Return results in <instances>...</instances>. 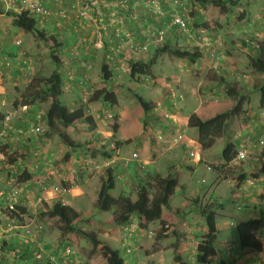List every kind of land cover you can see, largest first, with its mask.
Masks as SVG:
<instances>
[{"label": "crops", "instance_id": "crops-1", "mask_svg": "<svg viewBox=\"0 0 264 264\" xmlns=\"http://www.w3.org/2000/svg\"><path fill=\"white\" fill-rule=\"evenodd\" d=\"M105 1L107 0H99V8L107 18H110V12L104 10V8L102 7V5H105ZM238 1L240 3V0ZM15 2L18 3L17 0H0V24L6 30L1 40L2 42H0V115L4 116V119L0 121V207H3L4 200L9 194L10 190L16 189L18 191V194L15 197L16 205L24 209V215L22 214L24 217L18 218L16 222L15 220H8L7 217L3 215V213L2 215H0V238L2 239L3 247V253L0 256V264H45L47 261L45 262L44 259H46L47 256L46 258L43 257V259L41 260H36L33 257V251H35V248L40 249L42 253L44 252L43 248L47 250L50 245V241L53 239V231L50 230L51 228L46 227V224H48L47 221L51 219L43 218L42 222H40V219L36 218V215L38 213V203L36 200L39 197L43 196V199L45 201L44 203L46 204L52 205L53 203L57 202L53 201V199L57 196H55L51 192L52 187L55 185L53 182H56L57 179V177L53 175V166L51 163L52 161L50 160L51 157H53V136L45 138L39 136L40 134L34 135L28 132L31 126H44V122L42 121L40 114L43 115L45 113L49 103H44L43 105H38V103H36L30 106H22L18 101H16L18 97L16 98V96L13 94V86L7 82L10 78L19 79L21 70L16 66H13L12 68L4 67V56L2 55V53L10 52L9 54L13 57L14 61L17 59L21 60L22 52L28 60L30 72L35 73L39 70V68L37 67V60H40V56L38 45L37 42H35L34 36L31 34L22 33L18 29L14 28L12 26V19L8 16V12H16V6L14 5ZM42 2L45 6L56 11L60 9H68L73 0H42ZM243 2L241 0V3ZM257 2L258 0H247L245 4L246 7L242 5L243 7L240 11L241 14L239 15V19L250 18L249 13L254 10V6L257 4ZM226 3L228 2L226 1ZM230 12L231 11L229 10L227 14L224 15L220 14L219 12L216 13L219 16V22L222 28L220 26L218 27L221 30H217V36H214L216 38L213 37V39L211 40L207 39L210 42L209 46L199 48L202 55L198 61H196L194 64H191L190 68L186 63H184L186 61H179V72L182 73L183 70L186 69L187 74L181 76L168 74L167 80L168 78L171 79L170 81H167L168 83H166L163 76H156L153 73V67L158 61L157 58L155 65L152 66L153 77H145L146 80L150 79V82L148 84L144 83L146 82L144 77H140L134 80L130 79L132 82L141 86L144 90H148V100H145L147 102L154 103V109L149 114H144L138 109V107L136 108L138 110V114L143 119L139 131L143 130L144 135L142 137L143 145L140 146L141 148L139 150H135L134 152H132V154L137 155V159H139V161L143 163V168H140L138 166L137 160H133L132 157H129L128 155L120 156L117 154L119 151L118 149L121 147V145L117 150L115 149L114 152L111 153V151L109 150L110 145L119 142L117 139L112 138L113 136L109 139L107 128L105 127L106 124H103V127H99L98 121L102 120L101 122H104V120L107 121V119L117 117V115H113L111 113V109L108 110L107 106L112 105L101 101L88 103L85 106L82 103L80 96L81 91L77 88V85L79 86L78 83H80L83 78H85L86 85L91 88V90L96 91L100 89H106L107 91L113 92L116 95L117 101V104L114 106H118V94L120 90L118 88L123 86L121 82L123 77H129V62L135 60L148 62L153 58V53H149V49L153 48L150 31L153 26H158L162 22V19L160 20L152 17L150 12L144 9V6H140L139 8H137L132 18L127 16L128 22L126 23V27L129 33L135 39V41H140L143 44L145 42L146 44L144 45H147L148 48V51L140 54L138 58L131 55H126L123 51L116 49V46L118 44L117 42L113 41V43L110 44L111 35L113 34L112 28H108L106 31L99 30L97 23L77 20L76 17L72 14L70 15L68 22L62 23L56 21L57 23L55 24L52 20L45 28L47 31L53 33V35L58 36L59 42L62 45L56 53L61 62L60 74L62 80H65V82L69 81L68 76L71 77V81L74 78V80L72 81L73 83L71 82L72 84L66 90L73 96L74 93H76L79 97L78 99H76V97L74 96L75 98L71 101V106L78 103V108H85L87 115L92 117L94 127L96 128L95 130H97V137H92L91 140H93L95 143H99L97 147L99 152L94 151L92 156L95 159L94 154L96 152L99 155L102 154L104 159L108 161L107 163H104L109 164L110 166L112 165V167L114 168V175L116 179L120 181L124 179L126 180L123 187L127 188L129 182H131L132 178H134L131 172H134L137 175L142 174V171L145 169L147 164H150L153 168V173H147V176H160L161 178H165L168 175L174 174L177 177L178 186L180 185L179 177L181 176L183 170H193L192 166L184 161L185 158L182 157L180 149L178 147H174L176 145L174 143L175 138L173 139V145L171 144L172 147L169 146L168 148H166V146L164 145L169 143V140L164 141V139L167 138L172 129L175 130L178 127L177 124L179 123L181 115V111H177L179 107H176L175 103L172 101V98L175 95L174 93L179 94V99H184V97H182L179 92L180 90H183V93L187 94L188 98H186L185 100L186 106H192L194 100L198 99L199 104L196 108H193V112H195L197 109L204 107L207 102L211 100H219V98L213 94L214 92H216V95H223L220 99L225 98V91H223L222 93V89L224 88V86L221 89H218L219 86H217V90H215L216 87L214 84H216V81L213 77H223L226 82L236 84L239 90L241 92L247 93L248 96L250 95V91L254 90V86L257 85V83H261L262 81H264V74H253L252 69L249 67V57L255 55L256 49L254 45H257V43L264 40L262 33L258 32L259 26L258 28H256L257 26L256 24H254L252 27L247 26L245 27V30H243L245 34H250V38H254V36H257V38L260 39H257L258 41L255 42L256 44L252 40H249L250 38H247L249 35H241L238 38L228 36L230 39L229 42L226 41L227 37H225V35H219V31L221 33L222 29L224 31L227 30L229 28L228 25L231 24V22L228 23L227 20ZM167 19H169L168 16ZM205 31L207 32V30ZM16 39L20 40L22 43L20 45H16ZM238 40H243L246 43H242V41L239 42ZM194 43L196 42L193 40L192 45ZM223 46L225 48H229L227 52L221 53L220 56H218L219 53L217 54V56H210L211 52L214 53L215 47L221 50ZM16 52L17 54H19L18 57H15ZM73 52L75 53V57H72ZM78 61H80V63L82 62L83 65L81 66ZM102 62H106L109 71L111 72V80L108 82H104L101 79L100 68ZM183 64H185V67H183ZM246 68L249 73L252 72L251 76L249 77L243 75V72ZM95 69H97V72H95ZM233 77L236 78L233 80ZM73 84L75 85L73 86ZM245 88H247V91L244 90ZM15 91H18V89L15 88ZM190 96L196 97L190 98ZM249 105L250 102H248L243 107L242 112L243 114L245 113L244 115L246 116L243 117V122L247 124L249 130L244 131L242 134L237 133L235 136H233L234 139H229L236 147V150H238L240 146L239 141L241 140V138H250V136H252L251 134H255L256 132L258 133L260 130H257V128L259 127L258 123L262 122L261 119H263L262 115L264 114V108L259 107V113H255V111L252 109L247 112L246 110ZM77 109L69 111H75ZM11 113L15 115L11 117L10 120H6V117ZM192 113H189L186 118L185 127L187 129H183V133L189 132L188 139L191 142L193 152H195L197 155L195 158H197V160L200 159V156L197 153V151L199 150L203 157L202 161H205L204 159H206V157L211 158L210 155L212 148L202 151L200 145L197 143V132L194 129H190L187 127L188 117ZM238 118L239 116L235 118V122H237ZM117 120L120 123V120ZM118 122H116V124L119 126ZM256 122L257 125L254 126V123ZM155 124H162L164 130H156V134H154L153 131L155 130ZM150 137H153L154 140H150ZM258 137L260 138L261 136L259 135ZM183 139L184 137L182 138V140ZM100 143H103L104 146ZM184 144L189 146L187 143H182L180 148ZM195 146H197V149ZM258 148H251L254 151H252L251 149L249 150V157L247 156V161L240 163V167L238 168V174L246 175V180L249 179V177L256 175V177L253 178V181L255 182L254 186L249 187L246 184H242L238 189L240 192L237 193L236 196L235 194H233V192L232 194L234 198L242 199L252 208L253 215L255 216L254 218H262L264 220V174L258 173L259 166L257 162H259L260 155L257 158L255 157V151ZM66 153H68V151H66ZM77 154H79V152L73 153L69 159L70 168L68 169L72 171L70 175L69 173L66 174L67 176H65V178L59 176V180H69L73 184L69 187L70 191L71 189L76 188L82 190L87 194L89 192L88 188L90 187V181H92L94 178H84L83 180L81 179L82 182H79L81 180L72 182L73 172L76 168L79 167V170L82 169L81 173L85 174L83 169L84 167H82L81 165L82 158L84 156L79 157L77 156ZM258 154L259 153H257V155ZM106 155H111V158L108 159ZM98 158L96 157V160ZM9 161H12L11 164L9 163ZM130 162H132V166L129 165ZM222 163L223 161L221 160L220 164ZM105 164L103 167H105ZM122 164H128L126 166L128 172L126 178L123 177L124 175H116L115 172L117 166L118 168L120 167L119 170L123 171V168H121ZM235 164L236 163H234L233 161L229 164V166L233 167V165ZM24 172L28 173L30 175V178L27 181L21 182L19 180V177H22ZM129 172L130 178L127 179L129 177ZM236 179H229L230 184L233 185V183L236 182ZM214 181H219L216 178V175ZM181 187L184 186L181 185ZM256 192L259 193L260 197H262L261 194H263V200H259L253 197ZM193 201L194 200H192V202ZM185 202L189 203L190 200L185 199ZM210 202L213 201H206V203ZM64 204L72 207L77 213H79V209L76 208L72 202L66 201ZM199 204H205V201H202V199L200 201L199 199ZM238 210H240V208H238ZM2 212L5 213V211ZM28 216L32 218V222L35 225L39 226L35 227L34 224L32 225L31 228L33 230V236L31 238V243L24 244L22 242L24 240V232L19 228L14 229L13 226H20L29 220L31 221V219L27 218ZM197 216H199V214L196 208H194L193 210L190 209L187 213H183L181 211V218L184 220V223L182 225L180 234L183 235L182 241H184L185 243V250L188 245H194L195 250L201 237L207 233L205 223L204 225H202L199 219H197ZM129 224V229L131 231H134L131 235L125 233L126 227L124 225H116L111 229H108V233L112 235H109L106 241L113 240L117 243L122 237L124 238V240H128L130 246L135 247L136 251V254L134 253L133 258L128 260L129 263H140L142 255H145L148 258H153V254L151 253L152 250L148 252L142 244L141 239L143 238L144 232H148L151 230H154V232L156 231L157 228L154 225L156 223L150 224L148 226V229L146 230L139 229L138 220L135 218H133L129 222ZM216 229L218 236L219 230L217 224ZM172 230L173 228H170V231ZM217 236L216 243L218 241ZM257 237L259 240H262L264 242V227L257 233ZM196 239H199V241H196ZM163 241L157 243L158 245L156 246V248H160L161 251H163L166 247L162 244ZM236 241L237 238L233 239L231 242H234V245L228 244L227 250L233 252L237 244ZM129 244L124 243L122 246L130 247L128 246ZM17 250L23 251L22 254H24L25 256L22 257L21 255L16 254L15 251ZM68 250H73L74 252H76V250L72 249V247H69ZM245 252L246 251H243L240 254H235L233 252L234 255L231 258L232 264L256 263V256L257 263L259 264L260 262V264H264V252L259 254L255 253L254 255L246 254V257L244 256V259L247 258V260L244 262V259L242 260L241 255H244ZM73 254L74 253H72V255ZM71 258L75 262H77V264H84L82 261L78 260V257L75 254ZM13 259H15L16 261H14ZM18 260L20 261L18 262ZM49 261H51V263L53 264L52 257ZM152 263L154 264V262L152 261L148 262V264ZM54 264L70 263H67L65 261L58 263L57 261H54Z\"/></svg>", "mask_w": 264, "mask_h": 264}, {"label": "rangeland", "instance_id": "rangeland-1", "mask_svg": "<svg viewBox=\"0 0 264 264\" xmlns=\"http://www.w3.org/2000/svg\"><path fill=\"white\" fill-rule=\"evenodd\" d=\"M184 1L187 3V7L190 11L189 15L187 16V26H188L190 35L193 36V38L191 39V38H188L187 36L178 35L175 29L167 30L163 35H160V32L165 29V25L169 23V19H167L166 11L162 9L161 14L150 13L151 16L154 17L155 19H160V20L162 19V22L158 26H153V28L150 31L153 48L149 49L150 51L149 53L150 54L153 53V56L156 53V51L158 49H161L163 45L165 44H167L170 48H179L182 50L193 51L195 48H197L196 43L192 45L193 40L195 41L197 35H200L206 40L207 39L211 40L213 39L214 36H217L216 35L218 32L217 30H221L218 28L221 24L219 22V16L218 14H216L218 12L217 9L209 5L206 6V8H204V6H200L194 0H184ZM243 1L245 0H242V2ZM246 1L241 3V0H240V3H239L238 0H231L232 4H229V10L231 12L227 20H228V23L231 22V24L228 25L229 28L227 30L224 31L222 29L221 33L219 31V35L220 34L225 35V37H227L226 41L228 42L230 41L228 36L238 38L241 35H245V36L249 35L247 37L249 39L250 34H245L243 30H245V27L247 26L252 27L254 24H256L257 26L256 28H258L259 26L258 32L262 33V36L264 37V0H258L257 4L254 6V10L251 13H249L250 18L239 19V15L241 14L240 11L242 7L243 6L246 7L245 5ZM14 5L17 8L18 3L15 2ZM123 16L125 17V22L127 23L128 22V18H126L127 15L124 14ZM201 22L206 23L208 25V29H204L201 26H199V28H196L194 26V24L201 25ZM0 27H1L0 42H2L1 40L6 30L3 28L1 24H0ZM205 30H207V32ZM46 33L47 35L52 34L49 31H46ZM77 35H80V34H77ZM257 39H258L257 36H254V38H250L249 40H252L255 43L258 40H260V39L258 40ZM238 41L239 42L242 41V43H246L243 40H238ZM209 43L210 42L208 41L207 42L208 46H209ZM37 45H38L40 60H37L38 61L37 67L39 68V70L38 72H35V73L30 72L29 63L24 53L21 52L22 54L21 60L17 59L14 61H13V57L9 54L10 52L2 53V55L4 56L3 63L5 59H8L10 60L9 68L16 66L21 70L19 79L10 78L7 81L10 85L13 86L12 87V89L14 90L13 94L16 96V98L18 97L16 100L18 102H19L20 94L25 89L26 85L28 84V82L30 81L32 77L34 76L48 77L56 69V65L50 59V54L47 51V49L44 47V45L39 42L37 43ZM228 49L229 48H225L224 46L221 48V50L215 47L214 56H217L218 53H219L218 56H220L221 53L227 52ZM18 56L19 54H17L16 52L15 57H18ZM157 60L158 61L156 65L153 67V73L156 76H160V77L163 76L166 83H168L167 81H170L171 79V78H168L167 80L168 74L175 75V76H181V75L187 74L186 69H184L182 73L179 72L180 70V66H179L180 60L179 59L170 57L167 54H164V55L162 54L160 55V57H158ZM23 61L26 62L25 65H23ZM184 63H186L189 68L191 67V64L189 62L186 61ZM183 67H185V64H183ZM97 69H95L96 70L95 72H97ZM251 74L252 72L249 73L247 71V68L243 72V75L247 77L251 76ZM235 78L236 77H233V80ZM145 81L146 82L144 83L148 84L150 82V79H147V80L145 79ZM121 82L123 86L118 88L120 89L119 94H118V100H119L118 106H107L108 110L111 109V113L113 115H117V117H112L110 119H107V121L104 120V122L106 123L101 122L102 120H99L98 125L99 127L101 126L103 127L104 126L103 124H106L105 127L107 128L109 139L110 137L113 136L112 138L117 139L118 142L121 144V147L118 149L119 150L117 153L118 155L120 156L128 155L129 157H131L132 152H134L135 150H139L141 148L140 146L143 145L142 137L144 135L143 130L139 131V129L141 128V123L143 122V119L140 117V115L138 114V110L136 109L137 105L134 99V94L141 96L142 98L148 100V97H147L148 90L147 91L144 90L141 86L132 82L130 78L127 76L123 77ZM263 82L264 81H262L261 84ZM65 84L66 82L64 80L60 101L63 103V105H65L68 108V110L77 109L79 104L77 103L76 105L71 106V101L75 97L76 99H78L79 96L76 93H74L75 97L72 94H70L66 90L69 87L67 88ZM258 84L260 83H257V85ZM74 85L75 84H73V86ZM214 85L216 87L215 90H217V86H218L217 83ZM255 86H254V90H255ZM222 87L223 86H219L218 89H221ZM15 88L18 89V91H15ZM77 88L79 89L78 85H77ZM223 89H222V93L223 91H225V88ZM244 90L247 91V88H245ZM254 90L250 91V95H249V102H250L249 107L250 108L247 107L246 111L249 112V110L252 109L255 111V113H259L260 108L258 105V101H259L260 95L257 90L255 91ZM179 92L181 96L184 97V99L180 98L181 99L180 100L178 97L179 95L178 93H174L175 95L172 98V101L175 103V106L179 107L177 111L179 110L181 111L179 123L177 124L178 127L175 130L174 129L171 130L167 138L164 139V141L169 140V143L164 144V145L166 146V148H168L173 143L174 138H176L178 135H182L184 139L182 141H179V143L176 144L174 147H178L180 149L182 157L185 158L184 161L186 163H189L192 166L193 170L192 171L183 170L181 176L179 177L180 185L177 187L174 195L171 197L170 202H169V207H177L183 213H187L190 209L193 210L195 208L194 205L192 204V200H194L195 197H198L200 201L201 199L202 201L204 200L205 203L206 201H209V200L218 202L221 207L220 209H216V217H215V221H216V224L219 230L218 236H217L218 241L215 244V247L218 253H217V257L212 258L210 263L219 264V261L222 260V261H226V264H232L231 258L234 255V253L230 250H227V245L228 244L234 245V242H231L233 239L236 238L234 227L240 222L253 219L255 216L253 215L252 208L247 203H245L242 199L234 198L233 194H235L236 196L237 193H239L240 191L237 189L236 182L233 183V185H231L229 181V179L234 180L237 178V176L239 175L238 174V168L240 167L239 164L243 163L244 161H247V159H245L244 161H240V162L234 161V163L236 164L233 165V167H230L229 165H227L226 167H223V168H222V164H220V161L222 160L221 152L226 145V140L228 139L232 140L234 139L233 136H235L237 133L242 134L244 131L249 130V127L247 126V124L243 122V117H246V116L244 115L245 113L244 114L242 113L241 117L239 116L237 122H235V119L233 121L230 120L228 122L226 128L224 129V133L222 137L216 141V144L211 149V155H210L211 158L206 157V159H204L205 161H202L203 157L201 155V152L198 150L197 153L199 154L200 159L197 160V158L191 157L189 155L191 152H193V148H192L191 142L188 139L189 132L183 133V129H187L185 127L186 118L189 113L193 112V108L197 107V105L199 104V100L195 99L192 106H186L185 100L186 98H188V96L187 94L183 93V90H180ZM213 94L217 96L219 100H222L220 98L223 95L219 94V92H218L219 95H216V92H214ZM89 97H91V95ZM192 97H196V96H190V98ZM82 103L85 106L88 104V102L87 103L82 102ZM40 104L43 105L44 103H38V105ZM83 109L85 110V108ZM262 116H263L262 117L263 119H261V121L263 123L262 122L258 123L259 127L257 128V130L260 129L259 132L258 133L256 132L255 134L254 133L251 134L252 136H250V138L249 137H246L244 139L241 138V140L239 141L240 145H245L247 141H250L252 143V141L257 140L259 138L258 137L259 135L263 136L264 134V114ZM40 117L42 119L43 115L40 114ZM117 119L120 120V123L118 122ZM116 122L119 123V126H118L117 131L114 132L113 124L114 123L116 124ZM256 125H257V122L254 123V126ZM42 127L44 128L46 132L47 128L45 124ZM60 128L65 133H67L76 143H80L82 147L77 148L79 150L75 149V150L69 151V148L65 146L57 136L53 135V157H51L50 160L52 161L51 163L53 166V175L57 177L56 182H53L55 184L54 186L66 187L69 189V187L73 185L69 180L68 181L59 180V176H62L65 178V176H67L66 174L69 173L70 175V173L72 172L71 170L68 169L70 167L66 166V162L63 159L66 151L70 153V157L73 153H78V152L79 154H77V156L79 157L84 156L82 158L81 165L82 167H84L83 169H84L85 174L81 173L82 169L79 170V167L76 168L73 172L72 182H77L81 179L83 180L84 178H92V179L94 178V179L93 180L90 179L92 180L90 182L93 184L89 182L90 187L88 188L89 192L87 194L83 192L82 190L74 188V189H71V191L68 194L58 195L56 198L53 199V201H60L62 203H65L66 201L72 202L74 206L79 209V213L82 214L84 217V221L78 225L77 229L80 231H85V232H95L103 242L108 244L112 249L119 251L121 257L124 258L125 260V264H134L132 262L129 263L128 261L131 258H133L134 253L136 254L135 247L130 246L128 240H124V238L122 237L120 241L117 243L116 241H113V240L106 241L108 239L107 237H109V235H112L108 233V229H111L112 227H114L111 225V222H110L114 208H112L111 211L109 212H101V211L95 210L93 206L96 196L98 194L99 188L101 186V181L103 178H105L106 168L103 167L105 164L104 162L106 163L108 162L106 159H104L102 154L99 155L97 153L99 152L97 149L99 143H95L93 140H91L92 137H95V136L97 137V134H96L97 130H95L96 128L90 127L88 126V124L84 122H81L78 126H69V127L60 126ZM0 129H1V123H0ZM156 130H164L163 125L155 124V130L153 131L154 134H156ZM45 132L40 134L39 136L43 137ZM89 136H90V139H89ZM150 140L153 141L154 138L150 137ZM182 143H187L189 146L184 144L180 148ZM100 144H103V143H100ZM112 145L114 147L115 144L113 143L109 147V150L111 151V153H113L115 150V147L112 149L111 147ZM195 147L197 149V146ZM94 151H97L94 154L95 159L92 156ZM255 152H256V155H255L256 158L259 155H262V153L264 152V146L259 147ZM257 153L259 154L257 155ZM96 157L97 158L99 157V158L96 160ZM68 165L70 166L69 162H68ZM127 165L128 164H122L121 168H123V171L119 170L120 167L118 168L117 166L115 170L116 175H121V176L124 175L123 177L126 178V175H128L127 167H126ZM129 165L132 166V162H130ZM207 167H209L211 171H207L206 170ZM144 170L142 171V174H139V175L135 174L134 172H131L134 178H132L129 184L127 182L128 184L127 188L123 187V185H125L124 184L126 181L125 179L121 181L116 180L117 181L115 185L116 187L114 191L110 192L111 196L114 198H117L119 196L128 195L131 197V199L135 200L136 199L135 192H136L137 185L139 183H143L145 180L150 179L148 178L150 176L146 175L147 173H153V168L150 164H147ZM215 175H216V178L219 180L218 182L214 181ZM129 178H130V172H129V177L127 179ZM253 178H254L253 176L249 177V179H253ZM119 179H120V176H119ZM82 180L79 182H82ZM181 185H183L184 187H181ZM261 196L262 197H260L259 193L256 192L253 197L259 200H263V194H261ZM185 199L190 200V202L189 203L185 202ZM238 208H240V210H238ZM39 209H40V205H38V213L36 215V218L40 217ZM87 213H89V216H87ZM166 213H167L166 218L169 221H172V217L168 216L169 212L166 211ZM39 219H40L39 221L42 222L43 217ZM197 219H199L200 223L204 225V222L202 218H200V216H197ZM47 222L48 224H46V227L51 228L50 230L53 231L52 232L53 239L50 241V245L47 250L43 248L44 258H46L47 256L46 261L47 259L50 260L52 257L53 264H54V261H57L58 263L62 262L65 252L67 251L69 247H72V249L76 250V252H74L73 250H69V252L74 253L78 257V260L82 261L84 264H90L89 257H90V250L92 246H91V243L86 238H84L83 236H81L79 233L76 232L74 236L75 237L74 242L69 244V246H64V244L62 243L63 241L62 234L58 230L59 223L56 220H49ZM154 225L157 228V223ZM229 225H233L234 227H230ZM129 226L130 225L126 226V228L127 229L130 228ZM154 234H155L154 230H151L148 232H144L143 238L141 237L142 238L141 242L144 245L145 249H147L148 252L152 250L151 253L153 254L152 256L153 258H148L147 256L142 255L141 261L138 264H148V262L150 261L154 262V264H175L172 260L173 252L170 246L171 244L174 243V238L172 236H169V238H166L162 242V244L166 247L163 251H161L160 248L158 249L156 248L158 244L154 242ZM197 240L199 241V239H196V241ZM122 243L129 244L128 246H130L132 249V253L130 255L126 256V254L122 250V247H123ZM74 254L72 256H74ZM246 254L254 255L255 253L246 251L244 255H241L242 260L244 259V256L246 257ZM182 257H183L184 264H196L195 258H194L195 257L194 245L192 246L188 245L186 247V250L184 248ZM15 259L13 260L16 261L17 259L16 260ZM246 260L247 258H245L243 261L245 262ZM255 260H256V263H252V264H258L257 256L255 257ZM19 261L20 260H18V262Z\"/></svg>", "mask_w": 264, "mask_h": 264}, {"label": "trees", "instance_id": "trees-1", "mask_svg": "<svg viewBox=\"0 0 264 264\" xmlns=\"http://www.w3.org/2000/svg\"><path fill=\"white\" fill-rule=\"evenodd\" d=\"M194 1L200 6H204V8L208 5L214 7L220 14H227L229 11L228 5L232 4L231 0H227L228 3H226L225 0ZM72 3H74V1ZM52 11H54V9ZM8 16L11 17L12 26L14 28L22 33L33 35L37 43L39 42L44 45L50 54V59L56 65V69L50 74V76H34L30 79L25 89L20 94L19 103L22 106H30L36 103H49L42 117V121L47 128L43 137L48 138L54 135L57 136L70 150L81 148L82 145L72 140V138L65 133L60 126H76L81 122H84L88 124V126L94 127V123L92 117L88 116L83 108L69 111L60 101L63 90V80L60 74L61 62L56 53L62 45L59 42L58 36L53 35V33L47 35V30L45 29L47 26L45 28H39L37 20L30 16L28 12H8ZM202 22L201 25L194 24V26L196 28L201 26L204 29H208V25ZM255 49V55L249 57V67L254 74L263 75L264 40L257 43ZM162 54H167L170 57L187 61L190 64H194L202 55L197 48L193 51H189L179 48H170L165 44L161 49L156 51L153 58L148 62L130 61V79L134 80L140 77L152 78V66L155 65L158 56ZM24 63L26 62L23 61V65H25ZM100 75L104 82L111 80V72L109 71L106 62H102L101 64ZM213 78L218 86H224L225 98L222 100H211L207 102L204 107L193 112L188 117L187 121V127L194 129L197 132V143L200 145L202 151L209 150L214 146L216 140L222 137L228 122L230 120L233 121L236 117L240 116L243 112V107L249 102L248 94L241 92L236 84L226 82L223 77ZM255 90H257L260 95L259 107L264 108V82L256 85ZM134 99L138 109L142 113L149 114L154 109V103L147 102L138 95H134ZM97 101L108 103L112 106L117 104L116 95L106 89L94 91L89 98L88 103H94ZM3 119L4 116L0 115V121ZM117 129L118 125L113 124L114 132H116ZM120 145V143H115V149L117 150ZM236 153L237 150L234 144L229 139L226 140V145L221 152V158L223 161L222 168L234 161ZM106 157L110 159L111 155H106ZM63 159L66 162V166L70 167L68 165L70 153H66ZM11 162L12 161H9L10 164ZM258 164V173L264 174V152L260 155ZM253 177H256V175ZM29 178L30 175L24 172L22 177H19V180L23 182L27 181ZM148 178L150 179L137 185L135 192L136 199L134 201L128 195L114 198L111 196L110 192L114 191L117 179L114 175V168L112 165H109L105 170V178L101 181V186L93 205L94 209L101 212H109L114 208L110 221L112 226L124 225L126 227L130 225L129 222L133 218L138 220V227L142 230L148 229L150 224L157 223L154 242L159 243L166 238H169V236H172L174 238V243L171 244L173 252L172 260L175 264H184L182 254L185 243L182 241L183 235L180 234L184 220L181 218V211L179 208L169 207L170 198L174 195L178 186L177 177L173 174L168 175L165 178H161L160 176ZM245 178L246 175L243 174L237 176V189L244 184L246 180ZM192 204L197 209L199 216L203 219L207 228V233L201 237L196 246L194 257L195 262L196 264H210L211 259L217 257V250L215 247L217 236L215 217L216 209H220L221 207L216 201L199 204L198 197L194 198ZM17 209L24 215V209L20 207H17ZM39 210V218H48L56 220L59 223L58 230L62 234V243L64 246H69V244L74 242L76 232L91 243L92 248L89 257L90 264H125V260L121 257L119 251L112 249L108 244L103 242L95 232H85L77 229L78 225L84 221V217L82 214L77 213L72 207L65 205L60 201H57L52 205L43 202L41 203ZM166 211L169 212L168 216L172 217V221H169L166 218ZM87 216H89V213H87ZM263 227L264 220L262 218H254L237 224L234 227L237 244L233 252L235 254H239L243 251H250L257 254L263 253L264 242L257 237V233ZM170 228H173V230L170 231ZM127 248L124 246L122 247L126 256L132 253V249L129 247L131 252L127 254ZM36 250L37 249L35 248V251ZM21 256L23 257L25 255L22 254ZM44 261L46 262V259H44ZM45 264L52 263L47 259ZM219 264H226V261H219Z\"/></svg>", "mask_w": 264, "mask_h": 264}, {"label": "built area", "instance_id": "built-area-1", "mask_svg": "<svg viewBox=\"0 0 264 264\" xmlns=\"http://www.w3.org/2000/svg\"><path fill=\"white\" fill-rule=\"evenodd\" d=\"M18 7L16 8V13H20L21 11L28 12L30 16L34 17L37 20L39 28H45L49 22L53 19L55 24L56 21L66 23L69 21L70 15H74L77 20L85 21V22H94L97 23L99 30L106 31L108 28L113 29V34L111 35V43L113 41L117 42L116 49L123 51L126 55H131L133 57L138 58L140 54L147 52V45L140 41H135V39L131 36L127 29V25L125 22L126 14L128 17L132 18L136 9L140 6H144V9L148 10L153 14H161L162 9L166 11L167 16L169 17V23L165 25V29L160 32V35H163L167 30L175 29L178 35L187 36L188 38H193L190 35L187 26V16L189 15V9L187 7V3L184 0H107L105 1V5H102L104 10L110 12V18H107L102 10L99 8V0H73L74 3L70 5L68 9H60L52 11L49 7L45 6L42 0H17ZM126 17V18H128ZM1 31V27H0ZM1 38V37H0ZM197 48H204L208 46L207 40L197 35L196 39ZM17 45L21 44V41L16 42ZM256 47V45H255ZM114 50V49H113ZM214 57V53L210 54ZM72 57H75V53L73 52ZM136 61V60H135ZM82 66L83 63L78 61ZM25 64V63H24ZM4 66L9 68L10 61L5 59ZM68 80L66 81L65 86L68 88L71 84V77L68 76ZM74 80V78H73ZM72 80V81H73ZM79 89L81 91V100L82 102H88L89 96L94 92L86 85L85 78L78 83ZM64 86V87H65ZM15 114L11 113L6 117V120H10ZM30 134L38 135L45 132L44 128L39 126H31L28 131ZM183 136L179 135L174 139V143L177 144L179 141H182ZM264 146V134L259 139L252 141H247L245 145H240L236 156L234 158L235 162L244 161L247 159L249 150L251 148H258ZM114 148L113 145L111 146ZM191 157H196L195 152L190 153ZM133 159L137 160L138 166L143 168V163L137 159L136 154H132ZM109 164H105V168H107ZM207 170H211L209 167ZM245 184L249 187H253L255 182L253 179L245 180ZM55 196L65 195L70 192V190L66 187H58L53 186L51 191ZM18 191L16 189H11L9 194L6 196L3 207H0V215H5L8 220H15L17 222L18 218H23L24 216L17 209L15 197L17 196ZM38 205L45 202L43 196L39 197L37 200ZM2 211H5L2 212ZM31 221H27L20 226H13L14 229H22L24 232V240L22 241L24 244L31 243V238L33 236L32 218ZM18 225V224H17ZM35 225V224H34ZM39 225H35V227ZM233 227V225H230ZM128 235H131L134 231H131L129 228H126L125 231ZM2 239L0 238V256L3 253L2 250ZM127 248V247H126ZM6 252V251H5ZM16 254L22 255L23 251L17 250ZM131 249L129 247L126 249V253H130ZM34 258L36 260H41L44 257V254L40 249H37L34 253ZM71 258V252L67 249L63 256V261L74 264V260Z\"/></svg>", "mask_w": 264, "mask_h": 264}]
</instances>
